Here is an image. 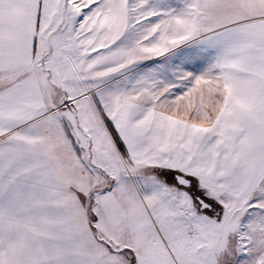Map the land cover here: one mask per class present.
I'll use <instances>...</instances> for the list:
<instances>
[{
	"label": "snow or ice",
	"instance_id": "obj_1",
	"mask_svg": "<svg viewBox=\"0 0 264 264\" xmlns=\"http://www.w3.org/2000/svg\"><path fill=\"white\" fill-rule=\"evenodd\" d=\"M0 264H264V0H0Z\"/></svg>",
	"mask_w": 264,
	"mask_h": 264
}]
</instances>
